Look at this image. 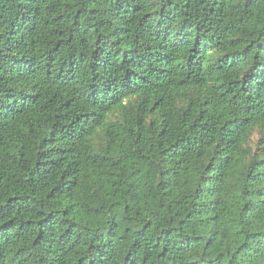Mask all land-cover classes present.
Wrapping results in <instances>:
<instances>
[{"label": "trees", "instance_id": "obj_1", "mask_svg": "<svg viewBox=\"0 0 264 264\" xmlns=\"http://www.w3.org/2000/svg\"><path fill=\"white\" fill-rule=\"evenodd\" d=\"M0 264H264V0H0Z\"/></svg>", "mask_w": 264, "mask_h": 264}]
</instances>
